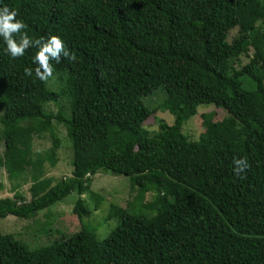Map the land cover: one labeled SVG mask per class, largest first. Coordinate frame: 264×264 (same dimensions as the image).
<instances>
[{"label": "trees", "instance_id": "trees-1", "mask_svg": "<svg viewBox=\"0 0 264 264\" xmlns=\"http://www.w3.org/2000/svg\"><path fill=\"white\" fill-rule=\"evenodd\" d=\"M3 6L24 23L13 37L26 33L43 44L58 36L69 55L49 59L52 75L41 80L39 46L13 58L0 37V165L15 189L25 175L32 181L29 200L0 199V219H35L77 192L82 227L37 249L0 231V264H264V0H0ZM54 76L62 77L59 91L47 83ZM157 92L164 95L158 110L147 103ZM60 97L69 101L68 116L46 111ZM200 106L227 116L216 122L204 114L195 141L183 126ZM159 110L175 122L158 119L151 133L145 123ZM57 126L72 143L74 169L54 184L45 167L58 163ZM46 134L51 147L35 153V138ZM234 158L247 161L239 176ZM100 172L124 175L155 199L148 208L113 205L118 225L102 240L83 225L92 211L82 198Z\"/></svg>", "mask_w": 264, "mask_h": 264}, {"label": "rangeland", "instance_id": "rangeland-1", "mask_svg": "<svg viewBox=\"0 0 264 264\" xmlns=\"http://www.w3.org/2000/svg\"><path fill=\"white\" fill-rule=\"evenodd\" d=\"M261 26L264 29V22ZM236 33L237 29L231 31L230 40ZM248 61L249 59L243 58L242 65L247 64ZM55 77H52V80L49 79L47 83L52 89L59 91L62 77ZM163 99L164 95L157 92L152 97L147 98V103L149 107L157 109ZM46 111L54 114L63 111L68 116L70 114L69 101L66 97H60L57 103H49L46 106ZM204 114L211 115L216 122L222 121L227 116L225 111L214 106H200L197 115L183 126V133L189 136L190 139L197 141L203 134L205 130L203 125ZM158 119L165 120L169 125H173L175 122L174 116L168 111L159 110L154 117L151 116L145 123L146 129L151 133L158 132ZM56 130L61 138L58 163L53 168L49 164L45 167V176L52 178L54 184L63 178L71 177L74 169L72 143L64 127L57 126ZM51 144V138L48 134L44 137H36L33 150L35 153H42L49 149ZM4 151L5 144L0 141V159L3 157ZM0 185V199L13 198L17 193L22 194L27 200L31 197L30 188L32 181L30 176L25 175L20 180L19 188L15 189L17 184L8 178L7 172L1 165ZM78 198L77 192H72L63 202L41 211L35 219H20L12 215L1 218L0 231L5 235H13L16 239L29 246L30 249L48 246L62 237H69L75 234L81 229L82 223L74 213V206ZM82 198L92 211L91 215L84 219L83 225L95 230L98 240L106 238L118 225L117 219L110 218V211L113 205L121 208L129 206L148 208L153 205L155 200L153 192H148L141 196L137 189L131 187L128 177L104 172H100L93 177L89 191Z\"/></svg>", "mask_w": 264, "mask_h": 264}, {"label": "clouds", "instance_id": "clouds-1", "mask_svg": "<svg viewBox=\"0 0 264 264\" xmlns=\"http://www.w3.org/2000/svg\"><path fill=\"white\" fill-rule=\"evenodd\" d=\"M17 11L15 9H9L8 6L0 7V37L6 44L7 51L11 57L22 56L25 49L29 48L30 44L39 46L34 61L38 64L35 69L36 76L44 80L52 75V67L49 64V59H55L59 61V54L63 51L65 56H68L67 50H65V45L63 41L58 36H51L45 43L41 44L40 40H31L29 36L25 33L19 38L13 37V33L20 32L24 28V23L20 19H16ZM73 58V57H69ZM27 75L32 74V69H25ZM234 164L236 168L234 169L236 175H240L245 168L248 167L245 158L235 159Z\"/></svg>", "mask_w": 264, "mask_h": 264}]
</instances>
